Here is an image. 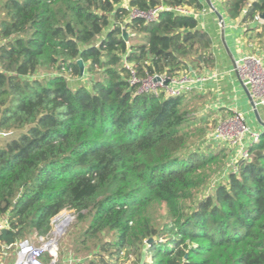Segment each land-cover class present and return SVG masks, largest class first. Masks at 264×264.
I'll return each instance as SVG.
<instances>
[{"label":"trees","instance_id":"obj_1","mask_svg":"<svg viewBox=\"0 0 264 264\" xmlns=\"http://www.w3.org/2000/svg\"><path fill=\"white\" fill-rule=\"evenodd\" d=\"M203 8L200 0L2 2L0 133L18 136L0 147L8 223L0 247L48 236L66 210L74 219L56 264L64 248L74 264H264V128L249 158L197 200L231 151L203 141L219 123L194 115L208 97L137 93L140 83L129 82L132 73L140 82L214 68L210 35L179 12ZM221 9L259 30L264 48V22L253 23L264 0H223ZM78 60L90 79L73 89L67 77L79 79Z\"/></svg>","mask_w":264,"mask_h":264},{"label":"built area","instance_id":"obj_2","mask_svg":"<svg viewBox=\"0 0 264 264\" xmlns=\"http://www.w3.org/2000/svg\"><path fill=\"white\" fill-rule=\"evenodd\" d=\"M247 6H249V3ZM204 11L203 8L198 14H194L192 11L179 12L192 14L199 19L204 14ZM253 23L260 25L263 22L259 19V16H256ZM233 71L239 77V82L249 91L254 103L252 110L255 112L259 108L264 110V67L260 60L246 56L235 63ZM156 76L160 78V81H154ZM218 77L219 74L216 71L182 74L169 79L168 84L164 86L163 82L167 79L165 76H149L138 82L132 73L129 82L130 84L140 83L137 93H151L154 96L163 94L166 97H178L182 94L192 92L198 86L201 87L216 81ZM7 135V133H0V136ZM258 137L259 132L250 128L245 116L241 113L234 112L233 115L218 123L216 129L207 135V140L234 147L233 156L228 163V168L233 169L237 160L249 158L247 148L251 143L256 142ZM6 229H8V223L7 218L4 217L0 219V232ZM48 241L43 236H38L36 242L27 239L17 241L9 246H1L0 264H5L9 251H11L13 257L12 264H52L57 248L53 245L48 246ZM46 256L49 257L50 263L44 262Z\"/></svg>","mask_w":264,"mask_h":264},{"label":"rangeland","instance_id":"obj_3","mask_svg":"<svg viewBox=\"0 0 264 264\" xmlns=\"http://www.w3.org/2000/svg\"><path fill=\"white\" fill-rule=\"evenodd\" d=\"M4 0H0V8H1V5H2V2ZM203 5H204V15L207 16L208 18V22H207V18H205V22L203 24V28L206 29V32L210 35L211 34V40H212V54L214 56V58H216L217 56V52L220 54L221 53V46H220V43L218 41V37H217V34H219V28H216L217 26L219 27V23L218 25L216 24V22L218 20L215 21V16L214 14L209 10V8L207 7V5L205 4L204 0H200ZM222 1L223 0H212V4L214 5L215 8L217 9H220L221 8V4H222ZM3 18V15L0 14V21L2 20ZM210 18H213L210 20ZM217 19V18H216ZM199 20V19H198ZM214 20V21H213ZM210 22L214 23L215 22V29L211 28L212 26L209 25ZM211 26V27H210ZM226 26V25H225ZM202 28V27H201ZM259 32V30H250L248 28V26H245V25H241L239 28H237V32L235 34H239L238 35V42L241 43L240 45V50L242 48L241 51H245V49H247V54L246 52H244V56L241 55L240 59L246 57V56H250V57H253L255 59H258L260 60L262 66L264 67V48H262V42L263 41H259L257 39V37L255 36V34H257ZM222 54V53H221ZM223 62H227L225 59L222 60ZM217 60H216V64H217ZM219 66V65H218ZM235 66V65H234ZM220 67V66H219ZM229 69V68H228ZM228 69H226V66L225 67H222L221 68V71H223V74L225 76V71H227ZM236 75V74H235ZM45 77V76H44ZM42 75H36L35 76V79H39L41 80L42 78H44ZM237 77V75H236ZM68 78V83L70 85L71 88H76L78 87L79 85H85V86H88V80L90 79V76L87 75V74H83L82 78L78 79V80H75L71 77H67ZM237 79H239V77H237ZM209 84V83H208ZM247 89V88H246ZM217 102L215 99L212 98V101L211 102H207L205 104H201L197 110L194 112V115L198 116V117H203V116H206V115H210L208 120L209 121V126L212 127L211 125V121H216L217 122H220L222 119L221 117H223L222 115L220 116H217L216 114H214V112L212 111V106H213V103ZM216 106V104H214ZM262 108H259L258 110H260ZM263 110V109H262ZM260 110V115L262 117V119L264 118V110L262 111ZM233 114V113H232ZM221 119V120H220ZM225 120V119H224ZM216 129V128H215ZM214 129V130H215ZM213 131V128L212 129H209L206 133V136L204 138V142L206 141V143L208 145H217V143H214L212 141H208L207 140V135L210 134L211 132ZM18 136V133L14 132L13 134H9L7 136H0V147L5 143V141L7 140H11L15 137ZM220 146V144H219ZM221 147V146H220ZM228 148H230V152H229V158L227 160V162L225 163V166L223 168H221L220 170H217L215 169L216 171L214 172V174L212 173V176L210 178V180L208 181V183L206 185H204L200 191L197 193L196 195V198L197 200H200L202 199L203 197L207 196V195H211L212 192H213V189L220 183L224 182L225 180V177H226V172L229 171V168H228V163L231 159V157L233 156V151H234V147H230L227 146ZM226 147V148H227ZM227 150V149H226ZM165 214H166V210H165V207L162 206L158 209V211L156 212V214L154 215V218H153V224H155L158 228H160L162 226V223L165 219ZM67 217H69L71 219V222L70 224L66 227L65 229V232L67 231L68 227L71 225L73 219H74V214L73 212L71 211H62L57 218L54 219V222H53V227H52V230L51 232L49 233L48 236H45L44 238L47 240H50L52 238H56L57 239V244H56V248L58 250V245H59V242L60 240L62 239V237L64 236V234H62L61 236L59 237H55L52 232L54 231L55 229V226H57L58 224H60L62 221H64ZM61 221V222H60ZM31 241H34L36 242L37 241V237H35L34 239H32ZM57 253V251H56ZM63 257H64V262L62 264H74V261L73 259L71 258L70 254L68 253V251L64 248L63 249ZM11 259L13 260V257H12V254H11V251L8 252V258L6 260H10ZM45 263H50V259L49 257H46L45 260H44ZM57 262V261H56ZM7 264V263H6Z\"/></svg>","mask_w":264,"mask_h":264},{"label":"crops","instance_id":"obj_4","mask_svg":"<svg viewBox=\"0 0 264 264\" xmlns=\"http://www.w3.org/2000/svg\"><path fill=\"white\" fill-rule=\"evenodd\" d=\"M217 9V8H216ZM218 11L222 10L217 9ZM225 25L224 26V42L221 39V31L219 28V34H217L218 41L221 46V53L219 54L217 52V56L215 58V66L211 70H206L201 73L209 72V71H216L219 74V77L216 81L210 82L209 84H206L201 87H196L193 92H196L198 94L206 95L207 102H211L212 98L215 99L217 102L213 103L212 110H223L224 112H230V113H241L245 116L247 124L252 128L253 130H256L260 132L263 128L261 126V123L264 122V118L262 119L260 115V110H257L256 112L252 110L251 107V101L246 96L243 87L241 86L239 80L237 79L233 69L234 65L239 59L240 56H244V52L247 54V49L245 51L240 50L241 43L238 42V35L235 34L237 32V28L241 26L238 21H230L228 20L223 14ZM215 16V15H214ZM205 18H207L206 15H202L199 17V26L203 28V24L205 22ZM213 18H210V20ZM215 21L216 16H215ZM214 21V20H213ZM208 22V18H207ZM218 25V21L216 22ZM209 25H213L211 28L215 29V22L211 23ZM256 25V24H255ZM204 29V28H203ZM206 31V29H204ZM208 32V31H207ZM211 37V34H210ZM212 41V40H211ZM212 47V44H211ZM225 59L227 62H223L222 60ZM216 60L218 61L216 64ZM220 67H219V66ZM228 69L225 71V76L223 74V71H221L222 67H225ZM191 73H194L193 71ZM216 104V106L214 105ZM263 111V110H262ZM13 260H6L5 264H12Z\"/></svg>","mask_w":264,"mask_h":264},{"label":"water","instance_id":"obj_5","mask_svg":"<svg viewBox=\"0 0 264 264\" xmlns=\"http://www.w3.org/2000/svg\"><path fill=\"white\" fill-rule=\"evenodd\" d=\"M204 2L207 5V7L209 8V10L216 16V18L218 20V23H219L220 31H221V39L224 42V26H225V22H224L223 16L218 12V10L214 7V5L212 4V2L210 0H204ZM259 19L262 22H264V12L259 14ZM122 36H123L124 40H127L128 35H127V33L124 30L122 31ZM77 65H78V69H79V79H80V78H82V76L84 74V64L82 63L81 60H78L77 61ZM154 81L158 82V81H160V78L156 76L154 78ZM168 82H169V79L167 78V79L164 80L163 85L166 86L168 84ZM240 84L243 87V90H244L246 96L251 101V107L254 108V103H253L252 98H251V96L249 94V91L246 89V87L242 83H240ZM261 126H262V128H264V123H261ZM70 222H71V219L69 217H67L64 221H62L60 224L55 226V229L52 232V234L55 237L61 236L62 234H64L65 229L70 224ZM56 230H57V232H56ZM56 244H57V239L56 238H52V239H50L48 241V246L53 245V246L56 247ZM56 261H57V253L55 254V259H54V262L52 264H55Z\"/></svg>","mask_w":264,"mask_h":264},{"label":"bare ground","instance_id":"obj_6","mask_svg":"<svg viewBox=\"0 0 264 264\" xmlns=\"http://www.w3.org/2000/svg\"><path fill=\"white\" fill-rule=\"evenodd\" d=\"M61 222V221H60ZM56 232H57V230H56Z\"/></svg>","mask_w":264,"mask_h":264}]
</instances>
